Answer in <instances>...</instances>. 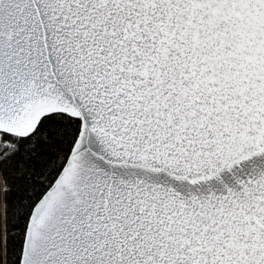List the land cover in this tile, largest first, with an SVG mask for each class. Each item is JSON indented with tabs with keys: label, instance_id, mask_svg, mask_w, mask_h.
I'll use <instances>...</instances> for the list:
<instances>
[{
	"label": "snow or ice",
	"instance_id": "snow-or-ice-1",
	"mask_svg": "<svg viewBox=\"0 0 264 264\" xmlns=\"http://www.w3.org/2000/svg\"><path fill=\"white\" fill-rule=\"evenodd\" d=\"M0 264H264V0H0Z\"/></svg>",
	"mask_w": 264,
	"mask_h": 264
}]
</instances>
